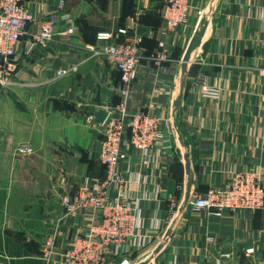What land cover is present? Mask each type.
I'll return each mask as SVG.
<instances>
[{
	"label": "crops",
	"instance_id": "1",
	"mask_svg": "<svg viewBox=\"0 0 264 264\" xmlns=\"http://www.w3.org/2000/svg\"><path fill=\"white\" fill-rule=\"evenodd\" d=\"M58 1L26 0L35 16L30 33L57 12ZM189 1V22L166 35L167 0H66L69 19L59 21L53 41L27 54L23 37L12 82H0V264H46L42 249L51 235L59 250L51 264H66L69 241L94 221L97 213L84 207L64 215L63 199L89 177L105 175L103 125L92 118L101 108L113 111L124 97L120 72L90 48L130 39H140L143 59L126 109L171 120L173 134L171 148L152 151L146 163L124 144L121 169L128 198L140 210L141 238L127 252H110L106 264L125 258L131 264H264V207L216 215L186 203L191 194L228 184L234 171L264 164V77L258 74L264 0ZM102 31L114 37L98 40ZM60 69L71 72L58 77ZM201 75L221 90L220 98L202 94ZM28 147L33 152L21 151ZM170 195L177 208H170Z\"/></svg>",
	"mask_w": 264,
	"mask_h": 264
},
{
	"label": "built area",
	"instance_id": "2",
	"mask_svg": "<svg viewBox=\"0 0 264 264\" xmlns=\"http://www.w3.org/2000/svg\"><path fill=\"white\" fill-rule=\"evenodd\" d=\"M189 0H167L164 13L165 27L162 34L174 32L181 25L189 22ZM66 0H59L57 12L45 20L38 32H29V25L35 20L34 14L26 4V0H0V62L5 77L0 82H12L11 70L13 60L17 57L18 46L27 36L25 52L32 53L38 46H46L55 39L56 30L61 19L68 20L64 13ZM63 12V13H62ZM74 28H67V33H73ZM127 33L126 29H119ZM114 37L110 31L97 34L98 40L109 41ZM138 40L108 42L100 47H91L93 57H103L109 60L120 72L121 93L124 101L109 112L103 125L99 157L105 166V175L89 177L73 195L64 196L66 210L64 215L74 213L84 207L92 210L95 215L90 227L83 234L71 238L63 252L66 264H106L108 254L127 252L141 238V214L138 206L128 198V180L121 169V162L126 160L127 152L124 144H130L144 156L145 163L151 160L152 151L158 154L171 148L173 127L171 120L144 111L130 114L126 109L131 95V89L137 78L138 68L143 59ZM165 48V41L160 42ZM167 51L162 50L161 59L167 57ZM71 72L70 69H60L57 76L62 77ZM258 74L264 77V56L258 68ZM202 94L205 97L220 98L221 90L209 85L203 75L199 77ZM261 98V121L264 129V91ZM22 152H33L32 147L21 149ZM264 164L258 169H239L234 171L228 184L211 186L203 194H191L187 205L195 210H209L216 215L227 210L248 209L258 210L264 207ZM174 195H170V208H177ZM209 240H213L210 238ZM255 247L247 248V253H253ZM59 253L55 236H49L43 245L42 259L51 264L53 257ZM224 252L222 257L228 258ZM118 264H131L128 258ZM217 264H221L218 260Z\"/></svg>",
	"mask_w": 264,
	"mask_h": 264
},
{
	"label": "water",
	"instance_id": "3",
	"mask_svg": "<svg viewBox=\"0 0 264 264\" xmlns=\"http://www.w3.org/2000/svg\"><path fill=\"white\" fill-rule=\"evenodd\" d=\"M204 32H205V27L197 31L194 37L192 38L189 44L188 50L184 56L185 64L187 63V61H189L192 50L200 44L201 38L204 35ZM108 115H109V111L105 108H101L95 112V115L93 116L92 121L94 123L103 124L106 118L108 117Z\"/></svg>",
	"mask_w": 264,
	"mask_h": 264
},
{
	"label": "trees",
	"instance_id": "4",
	"mask_svg": "<svg viewBox=\"0 0 264 264\" xmlns=\"http://www.w3.org/2000/svg\"><path fill=\"white\" fill-rule=\"evenodd\" d=\"M259 210V209H258Z\"/></svg>",
	"mask_w": 264,
	"mask_h": 264
}]
</instances>
